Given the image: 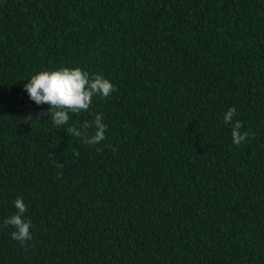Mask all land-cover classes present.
I'll use <instances>...</instances> for the list:
<instances>
[{
  "label": "trees",
  "instance_id": "obj_1",
  "mask_svg": "<svg viewBox=\"0 0 264 264\" xmlns=\"http://www.w3.org/2000/svg\"><path fill=\"white\" fill-rule=\"evenodd\" d=\"M61 67L117 91L56 126L23 85ZM0 264H264V0H0Z\"/></svg>",
  "mask_w": 264,
  "mask_h": 264
},
{
  "label": "clouds",
  "instance_id": "obj_2",
  "mask_svg": "<svg viewBox=\"0 0 264 264\" xmlns=\"http://www.w3.org/2000/svg\"><path fill=\"white\" fill-rule=\"evenodd\" d=\"M27 83L23 85L29 99L36 105H49L48 116L51 115L52 121L56 126H63L68 123L69 112L79 113L90 108L92 98L101 96L109 98L111 94L117 91L116 87L100 74H89L81 68L61 67L51 71H40L31 78L26 79ZM236 113L234 107H229L223 115V121L228 124L233 121ZM44 113H41L43 115ZM102 114H96L91 124L85 123L81 131L76 127H69L67 131L75 137H80L83 143L95 145L106 139V125L102 122ZM23 121H36L31 115ZM95 129L94 133L89 135L88 129ZM242 125L237 120L232 124V142L240 145L254 133L250 131H241ZM111 147V146H109ZM113 151L116 149L113 148ZM78 156L79 153H74ZM57 168H62V164H56ZM61 173H57L59 176ZM16 212L4 220V226H11L14 231L11 232V238L18 241L21 246H25L27 241L33 239L31 234V221L25 219L24 214L27 207L23 199L18 197L14 200Z\"/></svg>",
  "mask_w": 264,
  "mask_h": 264
}]
</instances>
